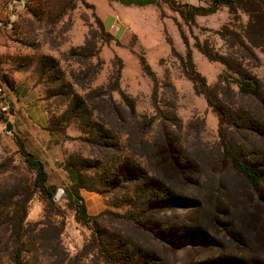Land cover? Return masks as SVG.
Instances as JSON below:
<instances>
[{"label":"rangeland","instance_id":"obj_1","mask_svg":"<svg viewBox=\"0 0 264 264\" xmlns=\"http://www.w3.org/2000/svg\"><path fill=\"white\" fill-rule=\"evenodd\" d=\"M126 1L86 0L89 6H85L74 0H0V21L8 22L11 16L15 24L12 30H4L0 26V84L5 85V96L13 115L12 118L4 116L6 122H0V195L6 193L10 181L18 177L25 167L18 153L20 138L9 135L6 130L8 123L12 124V133L14 125L21 126L16 118L25 110L15 108L11 90L3 82L4 76L12 83L14 95H28L31 89L39 87L41 101H44L50 120L55 121L65 114L73 100L66 91L74 90L80 97H86L91 89L109 85L119 69L118 57L123 63L121 88L127 99L115 93L116 105L106 100L90 104L92 110L96 109L93 119L109 131V134L102 132L101 135L109 138L98 140L97 131L85 129L81 121L67 126V139L62 135L68 142L65 161L79 165L85 162L89 166L83 173L85 183L106 193H94L102 197L106 205L104 211L93 215H101L97 230L123 235L126 243L154 255L153 264L237 263L251 255L264 257L263 245L235 236V232L254 231L248 225L241 227L240 220L247 217L243 211L256 204L255 197L251 198L247 185L230 166L223 170L213 163L208 164L213 156L204 155L205 145L219 143V120L205 97L196 94L186 75L187 48L182 37L183 32L189 40L196 69L211 87L217 86L216 98L233 108L249 110L261 123L264 122L263 106L250 97L242 96L236 85L220 82L219 76L225 67L221 63L210 62L195 46L199 40L216 54L231 53L220 33L224 29L241 32L248 23V17L240 15V20H237L227 8H221L214 15L197 17L196 25L188 26L173 10L172 3L206 6L204 1L142 0L152 2L144 6L129 5ZM34 11L39 14L38 19L33 16ZM88 40L98 44L96 52L99 56L92 57L90 61L72 56V50ZM171 44L177 55L172 53ZM254 53L259 62L251 61L249 71L260 79L264 89V55L260 50ZM43 57L56 59L60 72L52 71L42 77L38 68ZM142 59L148 62L157 77V98L153 95L154 83L143 71ZM91 64L92 72L89 71ZM72 75L76 77L75 81ZM60 90H64L65 95H56ZM135 115L138 120L134 119ZM144 115L148 117L146 123L141 118ZM149 121L155 122L150 125ZM137 122L143 126L139 127ZM189 124L193 127L188 128ZM166 126L181 138L183 147L197 161H202L206 172L204 179L205 176L212 179L213 169L216 180L204 182L197 176L189 186L184 182L177 183L173 185L177 195L182 193L184 196L168 200L170 204L166 205L162 215L148 213L140 218L128 204L137 183L124 182L111 190L103 188L99 179L109 174V170L114 172L110 168L114 161L134 156V152L143 154L153 138L162 141L166 137ZM94 129L98 130L97 127ZM235 139L246 152H258L264 147L256 145L253 137L246 141L245 134L237 133ZM135 156L143 167L146 166L140 156ZM51 177L55 184L71 188L67 177L61 180H58V175ZM48 185H51L49 181ZM217 189L220 201L213 204L207 197L209 190ZM193 199H198L201 206L192 203ZM35 200L41 201L40 196L37 195ZM48 212L45 221L57 224L60 229L65 222L63 241L70 254L75 256L91 236L92 227H84L76 221V211L68 206L66 198L57 202L52 215ZM237 219L239 227H236ZM186 232L189 238L181 239ZM155 233L165 234L166 244L156 240ZM84 262L87 264V260ZM5 263L6 260L0 261V264Z\"/></svg>","mask_w":264,"mask_h":264},{"label":"trees","instance_id":"obj_2","mask_svg":"<svg viewBox=\"0 0 264 264\" xmlns=\"http://www.w3.org/2000/svg\"><path fill=\"white\" fill-rule=\"evenodd\" d=\"M76 1L89 6L86 0H74V2ZM200 1H204L206 6L175 5V3H171L173 10L179 13L188 26L196 25L197 17L214 15L221 8H227L229 13L237 20H240V15L248 17V23L241 29V32L224 29L220 33L223 41L231 49V53L216 54L201 44L199 40L196 41L195 46L210 62L221 63L225 67L224 73L219 76L220 82L236 85L242 96L254 99L264 109L263 84L257 76L249 71L251 61L259 62V58L254 51L260 50L264 55V0ZM126 2L129 5L136 4L139 6L152 3L151 1L143 2L142 0H128ZM32 14L38 19L39 14L37 11L32 12ZM2 22L7 23L3 20L0 21V23ZM14 26L15 24L11 28L3 29L12 30L15 28ZM182 37L187 48L185 58L186 75L193 83L196 94L205 97L208 106L212 108L219 120V143L204 146V155L213 156L212 162L207 163L220 166L223 170L226 166H230L232 171L240 176L247 185L251 198L255 197L254 203L256 204L252 208L243 211L244 214L247 213V217L240 220L241 227L248 225L249 229L251 226L254 231L235 232V236L253 240L264 246V147L258 152H246L245 148L235 139V134H245L246 141L249 142V139L253 137L257 141L256 145L259 147L264 146V122L259 123V120H255L249 110L233 108L216 98L215 90L217 86L211 87L206 78L196 69L189 40L183 32ZM94 49L95 53H93ZM96 49H98V44H92L88 40L83 46L73 49L71 54L90 61L92 57L99 56ZM171 49L172 53L177 55L173 46ZM141 61L143 71L155 85L153 95L154 98H157V77L148 62L145 59ZM116 62H118L117 67L119 69L110 79L107 87L91 89L86 97H80L74 90L66 91L67 96H73L69 108L60 119L50 120V125L54 128L52 129L49 125L46 130L61 133L67 139L69 137L66 131L67 126L69 127L81 121L85 129L92 128L93 131H97L98 140H107L109 137L103 138L101 133L109 134V131H106L100 122L93 119L96 109L92 110L90 104L91 102L95 103L97 100H106L116 105L113 96L115 93H120L124 99H127L121 88L123 63L118 57H116ZM58 69L59 64L56 59L43 57L38 72L42 77H45L50 75L52 71H59ZM93 70L91 64L89 71L92 72ZM72 78L75 81L76 77L74 75H72ZM3 79L8 89L13 91L14 87L10 80L5 76ZM0 86L4 87L5 85L1 83ZM57 94L63 95L64 90L56 92ZM141 118L146 123L148 117L144 115ZM134 119H137L136 115ZM2 121L6 122L3 113L0 112V122ZM154 122L149 121L148 124L152 125ZM137 124L139 127L143 126L142 123L137 122ZM94 127H97L98 130H95ZM191 127L193 126L189 124L188 128ZM166 129V137L162 141L153 138L147 143V149L143 154L134 152L133 155L140 156L146 166L143 167L142 162L136 160V156H124L114 161L110 166L111 170L114 171L113 173L109 170V174L106 173L107 175L104 178L99 179L103 188L111 190L124 182L137 183L135 194L128 204L131 205L140 218L148 215V213L162 215L166 211V205L170 204L168 200H173L175 197L179 199L178 196H184L182 193L177 195L173 185L184 182L189 186L197 176V179L201 177L200 180L204 182L216 180L213 169L211 170L212 179L209 176H205L204 179L206 172L201 165L202 161H197L183 147L181 138L172 128L166 126ZM97 143L99 142L97 141ZM17 146L25 167L18 177L10 181L6 193L0 195V261L6 260L5 264H85V260H87V264H153L152 258L154 255H149L126 243L127 240L123 235L97 230L101 215L97 217L88 215L81 191L85 189L88 192L100 195L106 193L85 183L83 173L89 167L85 162L79 165L68 160V162L65 161L62 164L66 177L71 183V188L66 187L68 206L76 211V221L78 223L84 227H92L91 236L86 240L83 249L72 256L63 241L65 222L62 223L63 229H60L57 224L44 219L47 210L52 215L56 209L57 202H55L54 197L58 187L48 185L49 176L44 162L27 150L25 142L20 140ZM140 146L143 145L140 144ZM128 147L132 149L129 144ZM255 149L257 148L255 147ZM205 186L209 189L208 183ZM218 194V189L209 190V195L206 197L211 203L217 204L220 201V195ZM37 195L40 196L44 205V213L42 220L31 223L28 222V215L32 202ZM192 203L201 206L198 199H193ZM213 215H215V212ZM238 221L239 219H237L236 227H239ZM154 238L166 244L165 234L155 233ZM186 238H189L188 232L181 236L183 240ZM195 240L198 239L195 238ZM168 242L171 243V240L168 239ZM241 261L237 263L221 261L220 264H264V257L251 255Z\"/></svg>","mask_w":264,"mask_h":264},{"label":"crops","instance_id":"obj_3","mask_svg":"<svg viewBox=\"0 0 264 264\" xmlns=\"http://www.w3.org/2000/svg\"><path fill=\"white\" fill-rule=\"evenodd\" d=\"M24 82L26 81L24 80ZM39 95V87L31 89L28 95L20 96L14 95L11 90L10 96L15 108L25 111L23 115H19V118H16L19 119L21 126L16 127L13 124L14 133L9 135L20 138L21 141L25 142L27 150L44 162L49 176L48 181L51 185L59 188L62 185H57L51 181V175H58V180H61V178L66 179V172L62 164L67 157L68 142H66L62 134L46 130L50 125V118L44 101H41L42 97ZM81 196L84 199L88 215H97L106 209L104 200L99 195L82 191ZM43 212L44 205L42 201L34 200L28 215V222H38L42 219Z\"/></svg>","mask_w":264,"mask_h":264},{"label":"built area","instance_id":"obj_4","mask_svg":"<svg viewBox=\"0 0 264 264\" xmlns=\"http://www.w3.org/2000/svg\"><path fill=\"white\" fill-rule=\"evenodd\" d=\"M18 3V5H25V4H21L23 2H15ZM14 17L9 16V20L7 23H0V26H2L3 28H11L14 25ZM0 112L3 113V115L6 118H12L13 115L11 113V108H10V103L7 101L6 96H5V89L4 87L0 86Z\"/></svg>","mask_w":264,"mask_h":264},{"label":"water","instance_id":"obj_5","mask_svg":"<svg viewBox=\"0 0 264 264\" xmlns=\"http://www.w3.org/2000/svg\"><path fill=\"white\" fill-rule=\"evenodd\" d=\"M6 130H7L8 134L12 133V124L11 123H8L6 125ZM66 197H67L66 188L61 187V188H58V190L55 194L54 200L59 203V202H61V200H65Z\"/></svg>","mask_w":264,"mask_h":264}]
</instances>
